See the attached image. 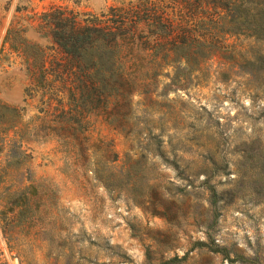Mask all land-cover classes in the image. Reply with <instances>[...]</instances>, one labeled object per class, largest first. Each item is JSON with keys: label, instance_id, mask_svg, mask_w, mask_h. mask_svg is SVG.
<instances>
[{"label": "rangeland", "instance_id": "rangeland-1", "mask_svg": "<svg viewBox=\"0 0 264 264\" xmlns=\"http://www.w3.org/2000/svg\"><path fill=\"white\" fill-rule=\"evenodd\" d=\"M111 8L218 12L170 0H0V264H264V96L252 98L228 53L198 61L185 90L163 92L166 67L152 92L59 119L73 110L72 75L45 16L63 9L82 22ZM192 24L217 48L252 45L229 23L220 38ZM132 30L124 53L140 77L148 27Z\"/></svg>", "mask_w": 264, "mask_h": 264}, {"label": "trees", "instance_id": "trees-1", "mask_svg": "<svg viewBox=\"0 0 264 264\" xmlns=\"http://www.w3.org/2000/svg\"><path fill=\"white\" fill-rule=\"evenodd\" d=\"M170 1L179 2L192 12L204 7H213L218 12L193 13L176 19L165 12L141 15L138 11L111 8L99 16L87 13V19L82 22L63 9L46 14L53 42L65 55L64 66L72 75L69 100L73 110H61L59 119L78 123L74 115L107 108L112 100L116 105L126 104L133 93L152 92L156 89L158 76H166L158 71L162 72L166 67H171L172 76L163 86V92L177 88L185 90L192 73L196 72L198 61L204 63L214 52L228 53L229 70L245 69L237 72L241 73L237 76L244 75L249 79L247 89L252 90V98L264 96V0ZM148 3L150 1H144L140 6L143 9ZM192 21H196V27L201 30L215 31L219 38L227 34L224 26L229 23L233 35L245 36L252 45L217 48L209 42H200ZM141 22L146 23L148 30L147 43L140 50L150 51L151 60L146 72L136 77L138 69L132 70L128 66V54L124 52L130 49V41L136 40L132 29ZM160 57L161 60L170 59L169 63H159ZM223 77L226 80L228 74ZM2 109L5 107L0 105V111ZM69 111L73 112L70 117L67 116ZM212 196H216L213 190Z\"/></svg>", "mask_w": 264, "mask_h": 264}]
</instances>
